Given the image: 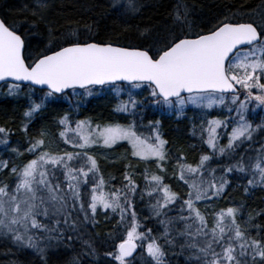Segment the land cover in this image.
I'll return each instance as SVG.
<instances>
[{
	"label": "snow or ice",
	"instance_id": "snow-or-ice-1",
	"mask_svg": "<svg viewBox=\"0 0 264 264\" xmlns=\"http://www.w3.org/2000/svg\"><path fill=\"white\" fill-rule=\"evenodd\" d=\"M54 7L32 0L19 9L22 22L0 18V89L27 101L24 145L13 146V130L0 126V155L10 153L0 158L3 254L31 250L38 264L54 256L62 264H264V222L256 220L264 209L244 218L245 204L228 193L264 190V117L256 119L264 113V4L241 0L209 19L176 0L162 25L135 26L137 42L127 44L96 39L88 23L56 27ZM155 7L107 4L125 31ZM28 33L44 35L42 46L33 49ZM102 94L116 101L110 116L78 118L87 97ZM60 101L69 107L53 118L55 131L32 135L29 124ZM149 111L160 118L145 122ZM173 117L188 120L198 160L168 147L162 119ZM117 148L124 152L113 160ZM98 157L123 161L119 186ZM170 161L183 195L165 182Z\"/></svg>",
	"mask_w": 264,
	"mask_h": 264
},
{
	"label": "trees",
	"instance_id": "trees-1",
	"mask_svg": "<svg viewBox=\"0 0 264 264\" xmlns=\"http://www.w3.org/2000/svg\"><path fill=\"white\" fill-rule=\"evenodd\" d=\"M30 1L31 0H0V18L6 19L8 22H12L13 20L22 22L27 17L24 14H20L19 9L25 4H30ZM188 2L195 6L196 16L210 19L215 15L228 11L229 8H233V6L239 4L241 0H188ZM175 3L176 0H149V4H154L156 7L145 11L141 17L134 20L132 22L133 27L128 28L127 31L124 30V26L121 22L116 19L107 8L108 0H53L55 7L52 9L49 19L53 21L56 27L62 25L67 27L65 22L68 19L78 21L81 31H83L82 26L85 23L92 24L94 32L96 33V39H105L110 36L113 41H119L120 43H135L137 42L138 37V32L136 31L135 26L138 25L140 28H143L145 25L151 24L162 25L163 22L168 19V13L172 11ZM244 3L246 7L257 8V6L264 4V0H244ZM60 6L65 7L64 12H61ZM72 26L76 27L77 25L73 24ZM61 30H63V28H61ZM40 32L46 35L43 24L40 26ZM44 35H34L33 33L27 34V40L31 42L33 49L42 46L39 42L44 39ZM144 95H147V93H144ZM93 98L94 96L87 97L80 110L78 118L82 119L86 116H91L93 118L110 116L111 110L116 103L114 98L107 104H94V106H89L94 100ZM26 107L27 101L23 94L19 99H13L5 97L3 95V89H0V126H6L12 129L14 135L11 136V140L19 141L20 145H24V135L19 131V127L23 119V111ZM68 107L69 105L67 101L50 103L42 116H38L31 124H29L30 133L35 135L42 127H48L52 129V131H55V128L52 125L53 118L58 113L67 110ZM188 115L191 117L192 112L189 111ZM261 117H264V113H260L258 110L256 117L257 121ZM157 118L160 117L149 111L146 115L145 122H147V119ZM121 122L123 123L124 121ZM189 127L188 120L182 119L177 121L174 117L162 119V131L165 138L169 141L168 147L171 148L173 152H176L177 150L182 151L189 162H194L195 160H198L199 155L201 154V146L196 138L190 136ZM190 145H196V147L193 148L190 147ZM9 154L10 153L8 152H3V154L0 155V158H6ZM98 159L100 160V165L105 178L107 179L109 175L115 176L116 180H114L113 183L119 186V182L122 180V172L124 171L123 161L109 163L99 157ZM172 163L173 161H170L169 164L166 165V167L169 168V174L168 177H166L165 182L169 183L174 191L183 195L186 188L175 179L170 178ZM138 171H142V167L141 169H138ZM136 180L137 183L143 186L144 181L141 176L137 175ZM228 193H230V199L233 204L238 205L242 202L245 204L244 218L247 217L249 212L255 216L257 211L264 209V190L258 188L253 190L249 196H245L242 188H229ZM218 203L219 206H229L227 200L222 199ZM137 207L138 209H142L144 208V204L138 201ZM256 220L264 222V217H257ZM147 226L151 227V222H149ZM109 228L110 226L101 227L97 228L96 231L103 235V233L108 231ZM79 247V244H77V251H79ZM5 250L6 246L0 244V264H8L11 259H17L18 264H38V259L31 253V250H25V252L19 253L17 256L4 255L3 252ZM102 251L103 248L101 247V254ZM13 252H15V249H13ZM60 259L61 260L58 261L59 257H52V264H62V257Z\"/></svg>",
	"mask_w": 264,
	"mask_h": 264
},
{
	"label": "rangeland",
	"instance_id": "rangeland-1",
	"mask_svg": "<svg viewBox=\"0 0 264 264\" xmlns=\"http://www.w3.org/2000/svg\"><path fill=\"white\" fill-rule=\"evenodd\" d=\"M31 3H32V0L30 1ZM146 3H148L149 4V0H146ZM94 100L89 104V106H94V104L95 105H100V104H107V103H109V102H111L112 100L111 99H113V97L111 96V95H108V94H102V95H98V96H94V98H93ZM105 110H108V109H105ZM110 111V110H109ZM108 111V112H109ZM16 140H11V143H12V145L13 146H15L16 145ZM20 143V142H19ZM124 152V149L123 148H117V150H116V152H115V154L111 157V159H115L117 156H119L121 153H123ZM106 161V160H105ZM106 162H108V161H106ZM61 257H59V260L58 261H60L61 259H60Z\"/></svg>",
	"mask_w": 264,
	"mask_h": 264
}]
</instances>
